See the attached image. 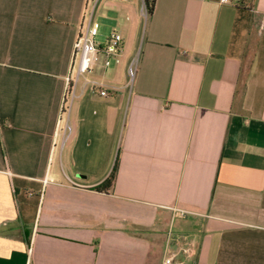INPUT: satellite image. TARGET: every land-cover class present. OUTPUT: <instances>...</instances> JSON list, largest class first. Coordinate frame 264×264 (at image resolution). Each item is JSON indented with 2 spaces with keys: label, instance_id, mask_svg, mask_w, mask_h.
Masks as SVG:
<instances>
[{
  "label": "crops",
  "instance_id": "obj_1",
  "mask_svg": "<svg viewBox=\"0 0 264 264\" xmlns=\"http://www.w3.org/2000/svg\"><path fill=\"white\" fill-rule=\"evenodd\" d=\"M84 2L0 0V264H264V0H98L133 35L61 145Z\"/></svg>",
  "mask_w": 264,
  "mask_h": 264
},
{
  "label": "built area",
  "instance_id": "obj_2",
  "mask_svg": "<svg viewBox=\"0 0 264 264\" xmlns=\"http://www.w3.org/2000/svg\"><path fill=\"white\" fill-rule=\"evenodd\" d=\"M222 3H227L228 0H220ZM98 0H85L82 8L81 22L78 26L75 38L72 43V62L67 76L65 77V84L62 91L61 103H60V115H65L63 127L61 129V145L71 132V126L68 122V111L71 105L73 94V87L78 79V76L90 71L92 65L98 60V55H103L102 66L106 68L111 61L114 63L119 62V57L122 54L121 48V36L112 31L106 38L105 43L100 46L96 43V36L99 31V24L93 20L94 10ZM90 6L88 18L84 21V14L87 7ZM145 12V11H144ZM76 59V60H75ZM75 61V62H74ZM136 72V57H134L126 68V74L129 82L132 81ZM97 85L96 83H93ZM93 88L91 92L97 93L99 96H106L107 93L104 89L99 90L98 87ZM98 86V85H97ZM60 118L57 119L59 121ZM46 182V180H43ZM69 184L72 187H79L80 184L69 180ZM175 215L184 217L186 214L192 212L185 209L172 208ZM191 252L188 247H179L177 250L172 251L167 247L164 250L161 264H185L184 261L179 259V255L184 258H189Z\"/></svg>",
  "mask_w": 264,
  "mask_h": 264
},
{
  "label": "rangeland",
  "instance_id": "obj_3",
  "mask_svg": "<svg viewBox=\"0 0 264 264\" xmlns=\"http://www.w3.org/2000/svg\"><path fill=\"white\" fill-rule=\"evenodd\" d=\"M89 9L90 6H88L87 10L85 11V14L83 16L84 21H86L88 18ZM127 15H128L127 13H122L112 9L109 10L105 7L96 10L93 15V20L99 24V31H98L99 37L100 35L107 34L111 31H116L123 36L133 35V33L131 34L130 29L126 26L127 21L125 18ZM118 21H120L119 26H118ZM143 23L144 21L142 22V26ZM137 35H142V27H140V29L138 30ZM136 50L138 52L139 47ZM134 56H136V54ZM175 228L176 227L174 226V230ZM160 257L161 258L163 257V253L160 255Z\"/></svg>",
  "mask_w": 264,
  "mask_h": 264
},
{
  "label": "trees",
  "instance_id": "obj_4",
  "mask_svg": "<svg viewBox=\"0 0 264 264\" xmlns=\"http://www.w3.org/2000/svg\"><path fill=\"white\" fill-rule=\"evenodd\" d=\"M142 2L144 5L146 14H149L151 12V10L153 9L154 0H142ZM116 170H117V165L115 163L113 168H112V172H111L109 179L107 181H105L104 183H102L100 186H98L97 187L98 190L104 189L105 187H107L111 184V182L115 179Z\"/></svg>",
  "mask_w": 264,
  "mask_h": 264
}]
</instances>
